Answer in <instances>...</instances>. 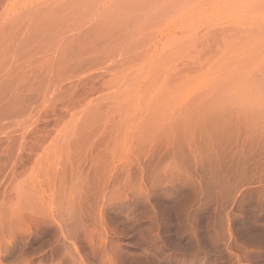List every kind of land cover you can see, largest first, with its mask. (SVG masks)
Segmentation results:
<instances>
[{
	"label": "rangeland",
	"instance_id": "1",
	"mask_svg": "<svg viewBox=\"0 0 264 264\" xmlns=\"http://www.w3.org/2000/svg\"><path fill=\"white\" fill-rule=\"evenodd\" d=\"M71 259L264 264V0H0V264Z\"/></svg>",
	"mask_w": 264,
	"mask_h": 264
},
{
	"label": "bare ground",
	"instance_id": "2",
	"mask_svg": "<svg viewBox=\"0 0 264 264\" xmlns=\"http://www.w3.org/2000/svg\"><path fill=\"white\" fill-rule=\"evenodd\" d=\"M73 260H74V258H73ZM76 260H77V259H76ZM76 260H75V261H76ZM75 261H74V263H73V262H72V259H71V263H72V264H76L78 260L76 261V263H75ZM62 264H63V263H62ZM79 264H80V263H79Z\"/></svg>",
	"mask_w": 264,
	"mask_h": 264
}]
</instances>
